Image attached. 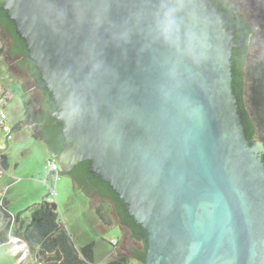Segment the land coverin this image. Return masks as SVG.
I'll return each mask as SVG.
<instances>
[{
  "label": "water",
  "instance_id": "obj_1",
  "mask_svg": "<svg viewBox=\"0 0 264 264\" xmlns=\"http://www.w3.org/2000/svg\"><path fill=\"white\" fill-rule=\"evenodd\" d=\"M1 9L55 103V161L90 163L144 231L145 264H264V143L244 134L232 32L209 0Z\"/></svg>",
  "mask_w": 264,
  "mask_h": 264
},
{
  "label": "trees",
  "instance_id": "obj_2",
  "mask_svg": "<svg viewBox=\"0 0 264 264\" xmlns=\"http://www.w3.org/2000/svg\"><path fill=\"white\" fill-rule=\"evenodd\" d=\"M209 1L221 15L224 28L232 32L235 46L231 58L232 89L238 100L244 134L248 140H262L264 139V61L257 60L253 65H247L246 43L252 35V29L226 0ZM3 4L4 0H0V31H3L9 40V55L20 59V64L25 68L29 80L33 81L38 92L35 99L25 97L23 123L30 126L35 139L45 143L52 155L51 158L55 160L64 149L63 126L54 117L55 103L42 83L35 64L29 60L24 41L17 35L14 24L7 18L6 12L1 9ZM4 52L5 47L0 42V56ZM0 167L3 170L8 168L7 156L1 157ZM67 175L80 189L84 188L91 193L94 191L106 202L97 205L95 209L101 226L105 229L119 226L122 230H126L141 249H136L130 259L118 252L117 259L108 264H130L132 260L144 264L146 256L144 231L129 217L125 205L110 186L90 172L89 162L79 164ZM13 238L20 239L26 245L29 252L34 255L36 264H95V244L89 243L80 249L75 247L71 235L59 220L58 205L49 201V195L42 203L34 206L31 220L27 224L21 220V214L12 215L2 205L0 206V245H8Z\"/></svg>",
  "mask_w": 264,
  "mask_h": 264
},
{
  "label": "rangeland",
  "instance_id": "obj_3",
  "mask_svg": "<svg viewBox=\"0 0 264 264\" xmlns=\"http://www.w3.org/2000/svg\"><path fill=\"white\" fill-rule=\"evenodd\" d=\"M229 1L252 29L247 44V65L251 66L257 60L264 61V0ZM0 42L5 47L4 54L0 56V107L7 115L1 137L4 139L8 133L11 136L4 154L8 158V168L3 170L0 167L1 205L12 215L21 214V220L27 224L34 206L49 195V201L58 205L59 220L71 235L75 247L80 249L89 243L95 244V264L116 260L118 252L132 258V250L139 245L130 238V234L119 226L105 229L100 224L95 209L106 202L96 194L80 189L70 176L63 173L58 163L57 179L52 177L46 182L52 155L45 143L34 138L30 126L23 123L25 97L35 99L38 92L20 59L10 57L9 40L3 31H0ZM260 141L264 143V139ZM115 241L117 246L112 245ZM22 243L20 239L13 238L10 245H0V264H15L11 248L14 247L18 253L20 248L14 245L21 246ZM24 250L29 251L25 246ZM130 264L139 263L132 260Z\"/></svg>",
  "mask_w": 264,
  "mask_h": 264
},
{
  "label": "built area",
  "instance_id": "obj_4",
  "mask_svg": "<svg viewBox=\"0 0 264 264\" xmlns=\"http://www.w3.org/2000/svg\"><path fill=\"white\" fill-rule=\"evenodd\" d=\"M6 119H7V115L3 111V108L0 107V159L5 154V152H6L7 148H8L7 143L9 141V139H11V136L8 133V130H6L7 133H8L6 135V137L4 139L1 137V132L5 129L4 122L6 121ZM57 171H58L57 162L54 159H52V161H50V173L48 174L49 178L47 177L48 179H46V182L51 180L52 177L54 179H57V177H55V175L57 174ZM11 241H12V239H11ZM113 245H117V242L115 241L113 243Z\"/></svg>",
  "mask_w": 264,
  "mask_h": 264
},
{
  "label": "crops",
  "instance_id": "obj_5",
  "mask_svg": "<svg viewBox=\"0 0 264 264\" xmlns=\"http://www.w3.org/2000/svg\"><path fill=\"white\" fill-rule=\"evenodd\" d=\"M4 111V109H3ZM22 243V242H21ZM11 244V241L8 243V245ZM15 248L18 247L20 250H18V253H16V250L14 247L11 248V255L14 258L15 264H36L35 257L32 255L29 251L26 250L23 251V247L26 245L22 243L21 246L14 245Z\"/></svg>",
  "mask_w": 264,
  "mask_h": 264
},
{
  "label": "clouds",
  "instance_id": "obj_6",
  "mask_svg": "<svg viewBox=\"0 0 264 264\" xmlns=\"http://www.w3.org/2000/svg\"><path fill=\"white\" fill-rule=\"evenodd\" d=\"M159 7L163 11V17H164L163 24L161 27H162V30L166 31L171 23L170 16L172 12L174 11V9L172 7H169L168 4L163 3V2L160 4ZM189 55H193V53L189 52Z\"/></svg>",
  "mask_w": 264,
  "mask_h": 264
},
{
  "label": "flooded vegetation",
  "instance_id": "obj_7",
  "mask_svg": "<svg viewBox=\"0 0 264 264\" xmlns=\"http://www.w3.org/2000/svg\"><path fill=\"white\" fill-rule=\"evenodd\" d=\"M226 2L229 3V5H230V7H231L232 9H234L232 3H231L229 0H226ZM246 45H247V43H246ZM24 69H25V68H24ZM25 72H26V71H25ZM26 74H27V73H26ZM27 76H28V75H27ZM92 191H93V190H92ZM93 193L96 194V192H94V191H93ZM96 195H97V194H96ZM136 249L138 250V249H140V248L137 247ZM136 249H133V250H132V254L136 251ZM140 250H141V249H140ZM145 257H146V256H145ZM144 264H145V261H144Z\"/></svg>",
  "mask_w": 264,
  "mask_h": 264
}]
</instances>
